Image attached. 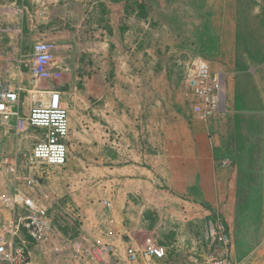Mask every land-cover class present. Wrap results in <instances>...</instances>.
<instances>
[{
  "label": "rangeland",
  "instance_id": "obj_1",
  "mask_svg": "<svg viewBox=\"0 0 264 264\" xmlns=\"http://www.w3.org/2000/svg\"><path fill=\"white\" fill-rule=\"evenodd\" d=\"M40 5L38 19L30 9L23 21L17 10L0 21L12 30L7 35L0 31V79L27 82L26 73L20 77L24 47L30 51L45 41L53 46L54 81L70 113L71 151L64 166L33 161L38 133L31 128L18 135L0 128V161H18L19 187L25 188L29 177L40 182L27 190L54 219L50 236L31 248L35 264H79L75 241L94 251L101 248L108 213L100 206L105 199L100 182L111 174L105 168L120 166L122 175L130 177L133 165H147L154 145L169 137L168 126L191 112L185 86L201 61L214 72L226 71L228 78L229 113L216 128L239 170L235 212L226 219L232 256L236 263L264 264V0H61L57 7ZM16 183L0 165V189L9 191ZM131 201L126 205L132 207ZM191 214L170 232L156 223L153 212L145 215L150 230L141 229L131 216L127 226L133 228L122 229L121 235L155 237L168 247L167 264H205L203 255L222 215L207 207ZM108 244L117 253L122 248L121 243ZM94 253L90 259L97 264ZM116 261L112 256L100 263Z\"/></svg>",
  "mask_w": 264,
  "mask_h": 264
},
{
  "label": "built area",
  "instance_id": "obj_2",
  "mask_svg": "<svg viewBox=\"0 0 264 264\" xmlns=\"http://www.w3.org/2000/svg\"><path fill=\"white\" fill-rule=\"evenodd\" d=\"M54 59L53 46L45 41L34 43L28 54L22 56L23 74L28 81L0 79V128L5 134L16 135L27 127L38 133L32 159L34 162L64 166L71 151V123L64 94L56 87L42 86L53 82L56 71L51 67ZM185 96L193 117L210 125H217L228 113L227 76L214 72L208 62L201 61L186 81ZM217 166L231 167L232 159L218 156ZM6 174L12 172L18 180V161L8 158L0 161ZM40 182L35 177L26 179L25 188L14 184L9 191L0 189V263L35 264L31 248L46 240L55 225L50 209L36 200L27 189H34ZM105 204L111 208L110 201ZM121 235V234H120ZM212 244L204 253L205 264L236 263L232 256V239L224 224L218 220L211 233ZM123 252H115V246L99 243L98 252L114 256L115 264H167L168 247L153 236L128 239L120 236ZM75 258L79 264H93L92 249L75 241Z\"/></svg>",
  "mask_w": 264,
  "mask_h": 264
},
{
  "label": "crops",
  "instance_id": "obj_3",
  "mask_svg": "<svg viewBox=\"0 0 264 264\" xmlns=\"http://www.w3.org/2000/svg\"><path fill=\"white\" fill-rule=\"evenodd\" d=\"M39 3L42 7L61 6V0H0V21L3 18L9 20L16 10L22 14L23 21L30 9L36 10L35 18L38 19ZM3 25H0L1 32L7 35L12 31ZM218 72L227 76L224 70ZM49 83L51 87H56L57 81ZM168 130L169 137L154 145L153 154H148L147 165H133L132 176H123L124 169L120 166L105 168L111 174L107 173V177L101 179L100 192L105 198L104 202L110 201L111 208L104 202L100 204L108 213V218L102 221L106 236L100 235L101 242L119 244L122 229L133 228L127 226V218L131 216L137 219L136 223L141 225V229L148 230L145 215L149 212L155 214L156 223L162 225L165 232L172 231L176 222H188L187 219L193 215L192 211L204 207L219 213L225 220L234 214L238 199L239 170L234 162L231 167L217 166L216 157H226V153L216 125L193 117L191 111L182 114L168 126ZM130 200L132 207L126 205V201L129 203ZM92 251L95 252V259L100 262L111 259L105 252ZM122 252L123 247L118 250V254Z\"/></svg>",
  "mask_w": 264,
  "mask_h": 264
},
{
  "label": "trees",
  "instance_id": "obj_4",
  "mask_svg": "<svg viewBox=\"0 0 264 264\" xmlns=\"http://www.w3.org/2000/svg\"><path fill=\"white\" fill-rule=\"evenodd\" d=\"M24 52L26 54H28L29 53V49L28 48H24ZM214 214L216 215V212H214ZM220 219H221V222L224 224L225 228L228 229V225H227V222H226L225 218L221 217Z\"/></svg>",
  "mask_w": 264,
  "mask_h": 264
}]
</instances>
